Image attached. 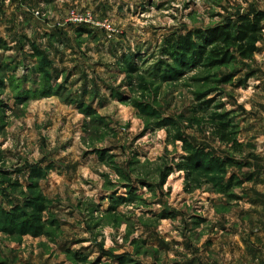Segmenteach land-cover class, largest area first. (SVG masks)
Segmentation results:
<instances>
[{"label":"rangeland","instance_id":"obj_1","mask_svg":"<svg viewBox=\"0 0 264 264\" xmlns=\"http://www.w3.org/2000/svg\"><path fill=\"white\" fill-rule=\"evenodd\" d=\"M259 12L0 0V264H264V43L218 69L171 47Z\"/></svg>","mask_w":264,"mask_h":264},{"label":"trees","instance_id":"obj_2","mask_svg":"<svg viewBox=\"0 0 264 264\" xmlns=\"http://www.w3.org/2000/svg\"><path fill=\"white\" fill-rule=\"evenodd\" d=\"M215 29L209 37L197 31L187 34L173 41L171 47L182 56L193 59L195 65L208 66L209 69L227 67L236 62H252L259 46L264 43V12L239 15ZM202 156L206 158V155ZM214 164L218 170L226 167L217 159Z\"/></svg>","mask_w":264,"mask_h":264}]
</instances>
